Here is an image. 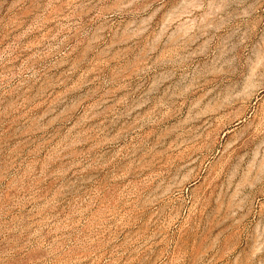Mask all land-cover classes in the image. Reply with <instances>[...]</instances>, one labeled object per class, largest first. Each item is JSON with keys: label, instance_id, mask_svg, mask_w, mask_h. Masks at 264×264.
I'll list each match as a JSON object with an SVG mask.
<instances>
[{"label": "rangeland", "instance_id": "obj_1", "mask_svg": "<svg viewBox=\"0 0 264 264\" xmlns=\"http://www.w3.org/2000/svg\"><path fill=\"white\" fill-rule=\"evenodd\" d=\"M0 264H264V0H0Z\"/></svg>", "mask_w": 264, "mask_h": 264}]
</instances>
